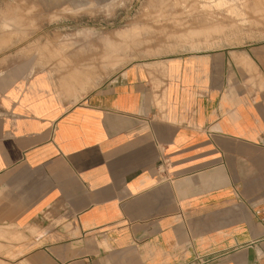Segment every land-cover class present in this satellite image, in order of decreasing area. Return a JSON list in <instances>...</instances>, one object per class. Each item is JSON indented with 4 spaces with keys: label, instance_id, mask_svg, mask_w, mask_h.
Instances as JSON below:
<instances>
[{
    "label": "crops",
    "instance_id": "obj_1",
    "mask_svg": "<svg viewBox=\"0 0 264 264\" xmlns=\"http://www.w3.org/2000/svg\"><path fill=\"white\" fill-rule=\"evenodd\" d=\"M74 85L0 74L4 259L264 264V43Z\"/></svg>",
    "mask_w": 264,
    "mask_h": 264
},
{
    "label": "rangeland",
    "instance_id": "obj_2",
    "mask_svg": "<svg viewBox=\"0 0 264 264\" xmlns=\"http://www.w3.org/2000/svg\"><path fill=\"white\" fill-rule=\"evenodd\" d=\"M261 43L264 0H0V74L45 69L73 94L132 63Z\"/></svg>",
    "mask_w": 264,
    "mask_h": 264
},
{
    "label": "bare ground",
    "instance_id": "obj_3",
    "mask_svg": "<svg viewBox=\"0 0 264 264\" xmlns=\"http://www.w3.org/2000/svg\"><path fill=\"white\" fill-rule=\"evenodd\" d=\"M219 2V1H218ZM155 15V14H154ZM148 17V16H147ZM163 17V16H162ZM147 25V24H146ZM145 27V26H144Z\"/></svg>",
    "mask_w": 264,
    "mask_h": 264
}]
</instances>
